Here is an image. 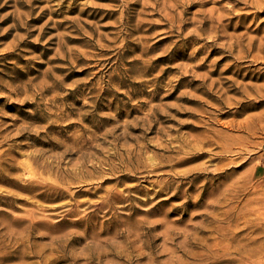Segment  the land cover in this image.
Instances as JSON below:
<instances>
[{
  "label": "rangeland",
  "instance_id": "obj_1",
  "mask_svg": "<svg viewBox=\"0 0 264 264\" xmlns=\"http://www.w3.org/2000/svg\"><path fill=\"white\" fill-rule=\"evenodd\" d=\"M154 1L0 0V264H234L225 235H263L264 12L167 0L170 28ZM211 9L244 56L211 51Z\"/></svg>",
  "mask_w": 264,
  "mask_h": 264
},
{
  "label": "bare ground",
  "instance_id": "obj_2",
  "mask_svg": "<svg viewBox=\"0 0 264 264\" xmlns=\"http://www.w3.org/2000/svg\"><path fill=\"white\" fill-rule=\"evenodd\" d=\"M114 1H117V0H114ZM119 1V0H118ZM126 1L127 0H125V3H126ZM186 1V0H185ZM189 1H191V0H189ZM195 1V0H194ZM200 1V0H199ZM204 1H207V0H204ZM151 2H152V0H151ZM183 2V1H182ZM188 2V1H187ZM208 2V1H207ZM239 2H245V5H246V7H253V8H257V9H260L262 12H264V0H238V3ZM95 3V2H94ZM129 3H134V4H137V3H142V5H143V7H145V6H149L150 5V0H131V2H129ZM129 3L127 4H125V10H126V8L127 7H129ZM191 3V2H190ZM189 3V4H190ZM202 4L204 3V2H201ZM91 4H93V3H91ZM189 4H187V5H189ZM205 4V3H204ZM96 5L97 6H93V10H91V12L89 13V15H92V16H95L98 12H102L103 14H102V18H107V17H110V16H112V15H114L115 14V9H114V7L112 6V5H110V4H107V5H110V6H107V7H105V6H98V5H100V4H97L96 3ZM154 6H155V8L154 9H156V10H158L160 13H161V15H162V18L164 19V20H166L164 23H162V22H160V21H158V22H160L161 24H169L170 25V28H172V27H174V26H176V23H177V21L178 20H181V16H179L180 14L182 15V13H180L179 14V12L177 13L176 11H174V10H178V9H175L174 7L177 5V2L175 1L174 2V4H171L169 1H167V0H162V1H160V0H157L156 2L154 1V4H153ZM184 5V4H183ZM112 6V7H111ZM151 6V5H150ZM153 6V7H154ZM179 6V5H178ZM97 8H99V10H97ZM185 8V7H184ZM218 8V7H217ZM220 9H221V7H219ZM244 8V7H243ZM83 9V8H82ZM81 9V10H82ZM174 9V10H173ZM257 9H256V11H257ZM29 10V9H28ZM203 10V9H202ZM251 10V9H250ZM31 11V10H30ZM180 11V10H179ZM185 10H183V12H184ZM253 11H254V9H253ZM246 12H249V10L248 11H246ZM246 12H245V15H246ZM251 12V11H250ZM205 13V16L200 20V24L201 25H199L197 28H198V30H204V31H206V29H204L205 28V25L206 24H208V23H210V26L211 27H209V29H208V33L210 32V33H213L214 35H212V38H215V37H213V36H216V37H218V38H220V37H222L221 35H220V33H218L219 31H222L223 29H226V28H223V29H221L222 27H224V26H228L229 25V23H231L232 22V19H230V18H228V19H230L229 20V23H223L222 22V17H223V14L222 13H219L218 14V16H215V9H211L210 10V13H213V14H207V12H204ZM255 13V12H254ZM8 14V13H7ZM179 14V15H178ZM5 15V14H4ZM125 15V14H124ZM257 15V14H256ZM14 16V18H13V20H14V24L11 26V29H13V28H15V29H20L21 28V25H20V18L19 17H17V15L15 14V15H13ZM120 16H122V15H120ZM123 17V16H122ZM254 17V16H253ZM238 18H239V16H238ZM2 19V18H1ZM28 19H30V18H28ZM50 19V18H49ZM128 19V18H127ZM126 19V20H127ZM160 19V18H159ZM70 20V19H69ZM97 20V19H96ZM126 20L125 19H121V20H119V22H120V25L122 24V25H124V24H126ZM154 20V19H153ZM157 20V19H156ZM62 21V20H61ZM141 21V20H140ZM151 21V20H150ZM242 21V20H241ZM48 22V21H47ZM95 22V21H94ZM113 22V21H112ZM141 22H144L143 20L141 21ZM139 23L135 28H133V30H132V32L131 33H133L134 31H137V30H141L142 28V26H143V24L142 23ZM146 22H147V20H146ZM146 22H144V23H146ZM180 22V21H179ZM236 22H237V20H236ZM111 23V22H110ZM114 23V22H113ZM155 23H157V22H155ZM182 23V22H181ZM180 23V24H181ZM183 23H184V21H183ZM240 23V22H239ZM238 23V24H239ZM26 24V23H25ZM78 24V23H77ZM95 24V23H94ZM109 24V23H108ZM118 24V23H117ZM152 24V23H151ZM187 24V22H185L184 23V25H186ZM115 25V24H114ZM127 25V24H126ZM209 25V24H208ZM207 25V26H208ZM236 25V24H235ZM40 26H42V25H40ZM149 26V25H148ZM96 27V26H95ZM94 27V28H95ZM120 27V26H119ZM152 26H150V28H151ZM180 27V26H179ZM179 27H178V29L177 30H181V29H179ZM235 27H237V26H235ZM41 28H43V27H41ZM98 28V27H97ZM96 28V29H97ZM147 28V27H146ZM175 28V27H174ZM196 28V27H195ZM195 28H194V30H195ZM196 28V29H197ZM10 29V30H11ZM263 29V28H262ZM29 30V29H28ZM27 30V31H28ZM197 30V31H198ZM40 31V30H39ZM42 31V30H41ZM147 31V30H146ZM226 31H228V30H226ZM225 31V32H226ZM222 32H224V30L222 31ZM7 33H10V31L9 32H7ZM15 33V32H14ZM19 33V32H18ZM44 33H45V31L43 30V32H42V34L44 35ZM194 31L193 30H191L188 34L191 36H194ZM241 33L242 32H240V34H237V35H235V34H233L231 37H230V39L229 40H231V41H226V43H224L221 47L220 46H217L216 45V38L213 40V50H211V51H213V52H218L219 51V48L218 47H220V49H222V50H225V51H227V49L228 50H230L229 51V53L228 54H224L223 56H233L235 59L234 60H236V55L234 54V52H235V50L237 49V46H241V49H239L238 51H240V56H244L245 55V53H246V51L244 50V48L246 49L247 47H248V49L250 48H253L254 47V42L253 41H255V38H253V37H250V39L248 40V39H246L247 41H250L249 43L247 42V45H245L243 48H242V46H243V37H244V35H245V33H244V35H241ZM19 34H21V33H19ZM23 34V33H22ZM128 34H130V33H128ZM183 34H185V33H183ZM196 34V33H195ZM217 34V35H216ZM224 34V33H223ZM226 34V33H225ZM15 35V34H14ZM132 35V34H131ZM186 35V34H185ZM247 35V34H246ZM26 36V35H25ZM140 36V35H139ZM253 36V35H252ZM255 36V35H254ZM260 37H261V34H260ZM0 38H1V35H0ZM17 38V37H16ZM25 38V37H24ZM123 38H124V36H123ZM134 38V37H133ZM140 38H141V36H140ZM258 38V37H257ZM20 39V38H19ZM29 39V38H28ZM37 39V38H36ZM47 39H48V37H47ZM49 39H50V37H49ZM146 39V38H145ZM22 40H23V38H22ZM127 40V39H126ZM130 40V39H129ZM137 40V39H136ZM257 40V39H256ZM259 41L261 40V42H259V43H257V44H259L258 45V47L257 46H255V47H257V51H259V53H261L262 54V57H260V59H263V61L262 62H264V38L263 37H261V38H259L258 39ZM11 41V40H10ZM9 41V42H10ZM144 41V40H143ZM156 41V40H155ZM207 41V40H206ZM211 41V40H210ZM218 41V40H217ZM263 41V42H262ZM2 42V41H1ZM12 42V41H11ZM60 42V41H59ZM125 41H124V39H123V43H124ZM146 42H148V41H146ZM7 44H8V42H7ZM7 44H5V45H7ZM17 44V43H16ZM15 44V45H16ZM60 44V46L62 47L63 45H64V43L63 42H60L59 43ZM135 44H136V46H137V48L138 47H140V46H142L143 47V52H144V50H152V49H154V47H155V44L154 43H152V44H147L148 46H145L144 44L142 45V42H135ZM226 44H227V46H226ZM245 44V43H244ZM208 45H210L209 43H207V42H204L203 44H202V46H201V49H203L204 50V48L206 47V46H208ZM219 45V44H218ZM256 45V44H255ZM9 46H10V44H9ZM124 46V45H123ZM211 46V47H212ZM11 47V46H10ZM119 47H122V46H119ZM123 48V47H122ZM125 48V47H124ZM123 48V49H124ZM208 48H210L209 46H208ZM207 48V49H208ZM117 50V49H116ZM5 51V50H4ZM42 51V50H41ZM207 51V50H206ZM6 52H7V50H6ZM9 52V51H8ZM204 52V51H203ZM114 53V52H113ZM208 53V52H207ZM239 53V52H238ZM252 53V52H251ZM8 54H12V52H9ZM141 54V53H140ZM117 56V55H116ZM208 56V55H207ZM238 56H239V54H238ZM139 58V57H138ZM142 58L143 57H141V59L140 60H142ZM152 58V57H151ZM253 58H255V59H258V55L257 54H255L254 53V55H253ZM144 59V58H143ZM146 59V58H145ZM117 60V59H116ZM147 60V59H146ZM153 60V59H152ZM150 61H151V59H150ZM233 60H231V61H228L229 63H227L226 64V67H224V69H225V71H229L232 67H236V69H234L235 71V74L236 75H240V71L243 69V68H245L247 65H242V66H239V64L238 63H235V62H232ZM144 62H146V61H144ZM231 62V63H230ZM144 64V63H143ZM149 64V63H148ZM147 65V64H146ZM143 66V65H142ZM149 66V65H148ZM252 69H248V72L249 71H251ZM146 71V70H145ZM144 71V72H145ZM183 72H184V70H182ZM182 72V73H183ZM157 75V74H156ZM235 75V76H236ZM235 76H233L232 78H231V80H233L234 81V84H235V87H238L237 85H236V83H238L237 81V79H236V77ZM229 77V76H228ZM157 79V78H156ZM204 80H205V77H204ZM237 80V81H236ZM202 81H203V79H202ZM154 83V82H153ZM212 84L214 85V87H215V85H216V82H215V80L213 79V81H212ZM246 85V87H248L249 85L248 84H245ZM7 87H9V86H7ZM218 87V86H217ZM245 87V88H246ZM13 89V88H12ZM10 90V89H9ZM14 90V89H13ZM11 92V91H10ZM256 94H260L259 93V91L258 90H256ZM248 97L250 96L249 95V93H248V95H247ZM246 103H247V105L246 106H251V103H252V98H249L247 101H246ZM136 108H138V107H136ZM127 120V119H126ZM147 121L149 120V119H146ZM136 121V120H135ZM134 121V122H135ZM123 124H125V123H123ZM249 125V124H248ZM126 131V130H125ZM205 152L204 151H199L198 153H194V155H192L190 158H194V157H197V156H199L200 157V155L202 156V154H204ZM186 159H188V158H186ZM14 166H13V164H11V166H10V168H13ZM33 175H36V174H33ZM2 175L0 174V177H1ZM126 177H130V175H126ZM31 178V177H30ZM33 180H34V178H33ZM15 182V178L14 177H9L8 178V182L12 185V183L11 182ZM38 181V180H37ZM31 182V181H30ZM33 182H31V184H32ZM34 184H35V180H34ZM38 184H39V182H38ZM260 209H262V212L264 213V203L262 204H260ZM255 223V222H254ZM258 223V222H257ZM250 225L251 226H253L254 227V229H252L251 230V232H255V231H257V230H259L260 229V231H258V232H262L263 233V235L261 236V237H253V235H252V237L248 234L247 235V237L244 235V237H237V234L236 233H239V232H236V233H234V235H231L229 238H226L227 237V235H225L226 237H224V242H223V247L225 248H223L224 249V253L225 254H231V255H227L228 257H225L224 258V260L225 261H228L229 263H234V264H264V217H263V220L261 221V223L260 224H258V225H254L253 224V222H251L250 223ZM252 228V227H251ZM247 231H249V230H247ZM261 233V234H262ZM251 234V233H250ZM256 235V234H255ZM257 236V235H256ZM217 253V255L219 256V254H218V252H216ZM221 254V253H220ZM216 255V256H217ZM224 255V254H223ZM235 262H237V263H235Z\"/></svg>",
  "mask_w": 264,
  "mask_h": 264
}]
</instances>
